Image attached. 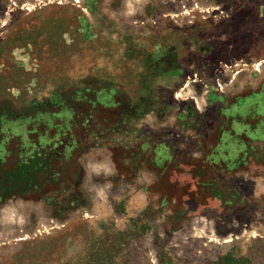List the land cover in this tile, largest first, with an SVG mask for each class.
Wrapping results in <instances>:
<instances>
[{
    "label": "rangeland",
    "instance_id": "374dc122",
    "mask_svg": "<svg viewBox=\"0 0 264 264\" xmlns=\"http://www.w3.org/2000/svg\"><path fill=\"white\" fill-rule=\"evenodd\" d=\"M0 264H264V0H0Z\"/></svg>",
    "mask_w": 264,
    "mask_h": 264
},
{
    "label": "clouds",
    "instance_id": "9594fccd",
    "mask_svg": "<svg viewBox=\"0 0 264 264\" xmlns=\"http://www.w3.org/2000/svg\"><path fill=\"white\" fill-rule=\"evenodd\" d=\"M26 6H28V5H26ZM180 94L179 93H177V96H179Z\"/></svg>",
    "mask_w": 264,
    "mask_h": 264
}]
</instances>
